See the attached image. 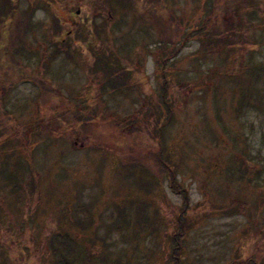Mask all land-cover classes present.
<instances>
[{"label": "rangeland", "instance_id": "obj_1", "mask_svg": "<svg viewBox=\"0 0 264 264\" xmlns=\"http://www.w3.org/2000/svg\"><path fill=\"white\" fill-rule=\"evenodd\" d=\"M6 1L15 14H0V52L12 34L21 48L20 56L0 57L4 72L12 71L10 80L0 77V209L10 221L0 226V243L17 234L25 241H10L13 263L57 264L50 241L62 234L84 264H173L181 197L155 166L145 177L127 155L146 158L161 142L190 195L182 264L250 257L264 264V0ZM235 9L233 28L228 11ZM207 16L210 37L221 42L215 52L193 32L182 39L186 26ZM19 17H27L24 30L12 24ZM166 34L175 55L164 68ZM105 56L109 81L96 61ZM123 67L131 75L125 84ZM163 70L173 115L155 138ZM75 107L89 136L68 113ZM54 112L68 115L64 128ZM114 117L138 125L117 129ZM32 174L34 192L25 186ZM15 183L27 200L20 209Z\"/></svg>", "mask_w": 264, "mask_h": 264}, {"label": "trees", "instance_id": "obj_2", "mask_svg": "<svg viewBox=\"0 0 264 264\" xmlns=\"http://www.w3.org/2000/svg\"><path fill=\"white\" fill-rule=\"evenodd\" d=\"M1 1V6H0V14L3 16V18H11L14 17V10H12L10 5H6V0H0ZM241 2H239L238 5L241 4L244 5L245 0H240ZM244 1V3H243ZM219 0H215V4L219 5ZM256 3H258V1L256 0ZM5 5V6H4ZM217 5V6H218ZM259 12H261L260 9H258ZM14 13V14H13ZM228 13H230V11H228ZM25 16H27L26 14H24ZM22 18V19H21ZM19 17L17 19H15V21L13 20V23L16 27H23L22 29L24 30V27L26 26V22H27V17ZM2 20V19H0ZM208 21L209 22V17L207 16L205 19H203L198 25H194L192 28H190V35L193 32L192 36L193 37H197L198 41H200L201 45L203 48H207L209 51H218L219 46L221 45V42H217L215 38L210 37V34H214L215 31H213L212 28H209V26L206 24ZM212 30V31H211ZM224 31L223 29L219 28L217 29V33ZM17 38H20L18 35H11L9 39H11L12 41L7 42L5 45L6 47L3 49V51L0 52V57L4 58V59H9L11 58V56L16 55L20 56V50L21 48H16L15 47V41ZM162 41L159 42V49L162 51V53H160V57L158 60V64L160 65V67H166L168 64V61L170 59H172V57L175 55V52L173 51L174 49V42L172 37L170 36V34H166L163 35V37L161 38ZM168 42L171 43V47L167 46ZM106 59V60H105ZM105 59L102 58L101 59H97L96 61L98 62V64L102 67L101 71L104 72V75L107 77V80H110V76L112 75L110 73V70L107 69L105 66H103V64L105 65V63L109 62L108 57L105 56ZM99 60H101V62H99ZM124 61L129 62L128 60L124 59ZM124 69H126V73L124 75H120L121 78H123V82L122 83H126L127 79L131 78V75H129V71L127 70L126 67H123ZM263 71H264V67H263ZM12 71L9 70V68H6V72H4L1 64H0V77L3 80H10L12 78ZM158 77H160V88H161V116L157 119V125H155L154 127V137L158 138L159 135L162 133L163 128L165 127V125L168 123L169 120L172 119V115H173V108H172V104H173V97L171 96L170 93V86H172V80L170 78V74L168 72H166L165 70H163L162 72H160L158 74ZM21 79H25V78H21ZM78 108L77 109H68V113L73 117L74 120L80 122L83 121L85 119H80L79 116L81 115L80 112V107H75ZM83 108V107H82ZM84 109H88L87 107H84ZM51 118L53 119V122L58 121V125L60 127H65V124H68V115L64 116V118H66V120H61V114L54 112L52 113ZM90 118V117H89ZM134 117H130L127 118L126 120H118L117 118L114 117V119L118 122H120V124H118L117 129H125L127 127H131L134 128L133 126L138 125L136 118L133 119ZM68 119V120H67ZM85 122H82V125H80L82 130H85L86 135L89 136V133H91V129L88 130L86 129V125L84 124ZM86 127V128H85ZM51 131H47L46 135H50ZM92 134V133H91ZM79 135V134H78ZM37 135H34V139L36 141H38L39 138H35ZM153 137V139H155ZM114 143H119L117 140H113ZM147 157L145 158L144 156H138V155H134V154H127L129 161L132 163V165H138L139 167H141L142 171L145 172V177H149L152 173L150 170L151 165L155 166L156 170H158V172L161 174H165L167 177V182L170 186V188L172 189L173 192L177 193L180 195L181 197V204H180V209L178 211V214L176 216V224H175V231L173 232L175 235L172 238L173 241V247L170 250V259L172 261L173 264H182V258H181V254H182V243H183V238L186 235L188 229H189V225H188V219H187V212H188V207H189V202H190V195H189V191L187 189V187L182 186L178 181H176V170L174 168V165L171 163L172 158H171V154L170 152L162 145V143H158L156 145V147L154 146L151 149H147ZM167 153V154H166ZM8 155V154H7ZM168 157V158H166ZM150 159L152 163H148L146 162L147 159ZM5 159V160H4ZM6 156L3 158V162H7ZM246 168V166H245ZM248 169V168H247ZM31 172H33V170H31ZM153 175V174H152ZM240 177H243L244 175H239ZM33 174L31 175V179L29 182H26L25 186L30 190L33 191L35 190V186L33 184ZM151 177V176H150ZM154 177V176H152ZM22 186V187H21ZM262 188V187H261ZM14 190V194H15V202H18L19 209H20V204H23V202L25 203V201L27 202L26 199H21L22 198V189H23V185L22 184H17L15 183V185L12 188ZM32 192V193H33ZM21 211V210H20ZM22 212V211H21ZM4 214V210L2 211L0 209V226L5 222L8 221L10 222L8 219H6L7 217L3 216ZM30 219V218H29ZM32 219V218H31ZM33 220V219H32ZM27 221L28 218H24V220H22V223L24 224V228L27 225ZM11 224V223H9ZM26 229V228H25ZM57 236V237H56ZM10 237V236H9ZM9 241H5V242H1L0 243V264H14L13 263V259L10 256V247H9V243L10 241L14 243L18 242L19 245L18 247L22 246L25 244L24 239L22 238V235L17 234L15 239L13 240V238H7ZM52 240L50 241L51 244V251L54 254H57V264L63 263V264H71L73 261H79L80 264H84L85 262L82 261L78 257H76L75 255V251H74V247H73V243L70 241V238H68L66 235H55L53 234ZM88 253V252H87ZM90 254H92V252H89ZM86 261H90L88 254L86 255ZM236 262V261H234ZM233 263V262H232ZM240 264H261L260 261L257 258L254 257H250L247 258L244 261H241Z\"/></svg>", "mask_w": 264, "mask_h": 264}, {"label": "flooded vegetation", "instance_id": "obj_3", "mask_svg": "<svg viewBox=\"0 0 264 264\" xmlns=\"http://www.w3.org/2000/svg\"><path fill=\"white\" fill-rule=\"evenodd\" d=\"M238 2H240L239 0H238ZM155 6V4L153 5V7ZM149 9H150V7H148ZM79 9H77L76 11L74 10V12H75V14H79ZM230 11V10H229ZM229 15H230V17L229 18H231L232 19V21H234L235 19H236V21H237V23H238V25L237 26H235V23H233V28H236V27H238L239 26V18L237 17V15H238V11L235 9V10H231L230 11V13H229ZM66 18L67 17H65L64 18V20H63V23L66 21ZM187 22H188V19L187 20H185L184 19V24H187ZM235 22V21H234ZM69 27V26H68ZM102 28H103V26L102 27H99L98 29L99 30H102ZM190 28L191 27H185L184 28V30H183V32H182V39H183V41L185 40H187V38H189L190 37ZM71 28L69 27L68 28V30L66 31L65 30V27H63L62 28V30H61V32H60V34L62 35V36H66V35H68V33L70 34L71 33V30H70ZM99 39V38H98ZM179 39H181V38H179ZM89 41V40H88Z\"/></svg>", "mask_w": 264, "mask_h": 264}]
</instances>
